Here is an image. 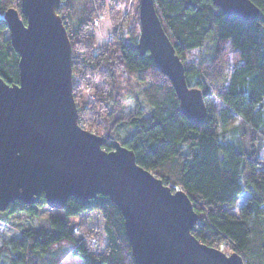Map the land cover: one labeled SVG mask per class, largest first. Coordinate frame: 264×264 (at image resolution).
Masks as SVG:
<instances>
[{
    "label": "trees",
    "instance_id": "1",
    "mask_svg": "<svg viewBox=\"0 0 264 264\" xmlns=\"http://www.w3.org/2000/svg\"><path fill=\"white\" fill-rule=\"evenodd\" d=\"M249 1L259 16L246 21L225 16L211 0H154L188 87L202 93L207 116L199 127L181 115L170 82L148 54L140 56L135 49L138 35L126 42L118 38L117 45L98 53L89 47L74 50L73 32L61 17V7L56 13L70 41L72 80L76 74L84 79L102 71L113 82L119 70L141 82L151 75L142 90L148 108L136 107L127 121L131 135L117 141L106 134L102 149L109 152L112 143L119 142L133 152L138 166L170 185L171 192L182 190L197 215L191 234L200 243L226 248L245 264H264V0ZM19 5L20 0H0V77L9 85L18 81V57L6 37L3 17L8 9L19 12ZM226 45L232 52L229 68L222 58ZM193 51L199 53L197 64L185 63ZM76 86L73 81L78 124L84 127ZM235 124L236 130L230 128ZM227 133L237 134L240 142L233 144ZM243 191L248 194L245 203L238 214L230 213ZM44 207L40 196L34 205L16 201L0 212V264H61L68 256L82 264H133L122 217L107 197L84 203L70 197L58 211L62 216H48L44 228L33 227ZM83 213L84 236L71 221ZM20 215L27 228L14 222ZM90 238L96 239L94 247Z\"/></svg>",
    "mask_w": 264,
    "mask_h": 264
},
{
    "label": "water",
    "instance_id": "2",
    "mask_svg": "<svg viewBox=\"0 0 264 264\" xmlns=\"http://www.w3.org/2000/svg\"><path fill=\"white\" fill-rule=\"evenodd\" d=\"M211 2L225 16L246 21L259 16L249 0ZM60 4L20 0L19 12L4 13L18 81L9 85L0 77V212L16 201L34 205L40 196L55 211L70 197L84 203L104 196L122 217L133 264H244L240 255H225L193 237L197 215L187 195L171 192L138 166L132 151L119 142L102 152L110 159L96 151L105 139L78 125L70 41L56 13ZM138 20L135 49L148 54L170 82L181 115L202 126L207 116L202 93L188 87L154 0H139ZM18 147L22 158L15 156Z\"/></svg>",
    "mask_w": 264,
    "mask_h": 264
},
{
    "label": "rangeland",
    "instance_id": "3",
    "mask_svg": "<svg viewBox=\"0 0 264 264\" xmlns=\"http://www.w3.org/2000/svg\"><path fill=\"white\" fill-rule=\"evenodd\" d=\"M138 3L139 0H64L60 5V13L69 30L73 32L71 38L75 44L74 50L89 47L98 53L108 46L117 45L118 38L126 42L132 35H139ZM75 29L76 34L74 35ZM81 29L82 34L77 32ZM6 37L8 38V32H6ZM198 58L199 53L193 51L185 57L184 62H192L195 65ZM222 58L226 62L225 67L229 68L231 63L228 62L232 59V52L227 45L222 52ZM115 74V82L111 80L109 73L107 75L103 71L93 76L88 75L84 79L76 74L72 83L74 81L77 85L75 88L77 104L80 113L85 118V126L82 127L79 122L78 125L94 135L105 138L106 134L111 133L114 140L123 141L132 133L127 121L134 114L136 107L143 110L148 108L142 90L148 85L151 75L146 77V82H141L128 77L122 70ZM233 127L236 130V124L230 126V128ZM227 134V138L232 137L230 139L235 141L232 142L233 144L240 142L237 134L232 136ZM167 187L171 188L170 185ZM247 196V192L243 191L229 212L238 214ZM57 215L62 216V213L44 207L39 211L33 227L44 228L47 217ZM85 216L86 214L83 213L71 219L73 226L80 230L82 236H84V225L86 224ZM22 219L20 215L14 218V222L21 223L22 228H27V223H22ZM9 223L14 226L12 221ZM81 239L84 241V238ZM61 248L62 250L66 248V244H63ZM219 251L225 255L231 254L226 248H221ZM61 264H82V262L78 258L68 256Z\"/></svg>",
    "mask_w": 264,
    "mask_h": 264
},
{
    "label": "snow or ice",
    "instance_id": "4",
    "mask_svg": "<svg viewBox=\"0 0 264 264\" xmlns=\"http://www.w3.org/2000/svg\"><path fill=\"white\" fill-rule=\"evenodd\" d=\"M96 151H97L99 154L102 155V152H103L104 150H102V149H100V148H97ZM23 154H24V150H23V148H22V147H18L17 150L15 151V156L18 157V158H22ZM102 156H103V155H102ZM103 157H105V156H103ZM105 158L110 159V157H105ZM176 191H179V189H177ZM165 195L167 196L166 193H165ZM172 195H175V193H173Z\"/></svg>",
    "mask_w": 264,
    "mask_h": 264
},
{
    "label": "built area",
    "instance_id": "5",
    "mask_svg": "<svg viewBox=\"0 0 264 264\" xmlns=\"http://www.w3.org/2000/svg\"><path fill=\"white\" fill-rule=\"evenodd\" d=\"M87 241H88V243H89V245H90L91 247H94L95 244H96V239H95V238H90V239H88Z\"/></svg>",
    "mask_w": 264,
    "mask_h": 264
}]
</instances>
